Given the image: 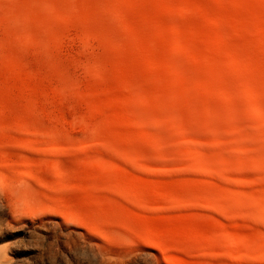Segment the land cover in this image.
Listing matches in <instances>:
<instances>
[{"label": "rangeland", "instance_id": "obj_1", "mask_svg": "<svg viewBox=\"0 0 264 264\" xmlns=\"http://www.w3.org/2000/svg\"><path fill=\"white\" fill-rule=\"evenodd\" d=\"M245 83L264 108V0H0V264H264Z\"/></svg>", "mask_w": 264, "mask_h": 264}, {"label": "bare ground", "instance_id": "obj_2", "mask_svg": "<svg viewBox=\"0 0 264 264\" xmlns=\"http://www.w3.org/2000/svg\"><path fill=\"white\" fill-rule=\"evenodd\" d=\"M176 7H178V10L183 12V14L186 17H188V16H190L192 14L193 10L188 5L181 4V5L176 6ZM172 8L175 9L174 7H172ZM63 18H64L65 22L68 24L69 23L68 18L66 16H63ZM124 22H125V25L127 26V28H130L129 30H131L132 29L131 28V24L127 20H124ZM232 57H234V56H232ZM244 86H245V89L247 90V92L249 93V95L251 96L253 102H255V104H256L255 106L259 108L257 110L264 111V108L260 104V94H259V92L255 88H253V86L250 85L249 83H245ZM262 113H264V112H262ZM140 159H141L140 156H135L134 157V160H136V161L137 160L140 161ZM211 161L212 160L208 161L205 158L200 157V158H198V162L197 161L196 162L203 169H205L208 173H210L211 175H215L217 173V169H215V166H214L215 164L213 165V162L211 163ZM256 163L258 164V162H256ZM256 163H254V165H256ZM227 164L226 165L223 164V166H225V168H226V166L229 167V165H227ZM263 164L264 163H262V167H264ZM227 170H229V169L226 168V169H223V171H221L222 176L225 177V178H229ZM240 179H241L242 182H244V180H243V178L241 176H240ZM195 195H196L195 197H199V199L203 202V204L205 203L206 206L208 205L209 208L211 207V209H216V211H219L220 213H222V215L229 214L230 211L231 212L236 211L239 214L240 213L242 214L243 212H245V202H244V200L242 198L237 196L238 194H231V195H228V196L224 195V194H220V195H217L218 197H216V198L213 197L211 194H207L205 192H198ZM250 200H252V198H250ZM195 201H196L195 198H194V200H189L188 202L187 201H182V200L181 201L174 200V204L175 205H181V204L195 205L197 203ZM201 201H200V203H201ZM247 205H249L248 202H247ZM259 206L260 207H259V209L257 208V211H256L257 214L256 215L261 220H263V218H264V206H261V205H259ZM244 264H246V263H244Z\"/></svg>", "mask_w": 264, "mask_h": 264}]
</instances>
